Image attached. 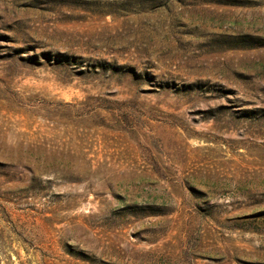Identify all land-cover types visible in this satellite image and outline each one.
<instances>
[{
    "label": "rangeland",
    "instance_id": "rangeland-1",
    "mask_svg": "<svg viewBox=\"0 0 264 264\" xmlns=\"http://www.w3.org/2000/svg\"><path fill=\"white\" fill-rule=\"evenodd\" d=\"M0 264H264V0H0Z\"/></svg>",
    "mask_w": 264,
    "mask_h": 264
}]
</instances>
